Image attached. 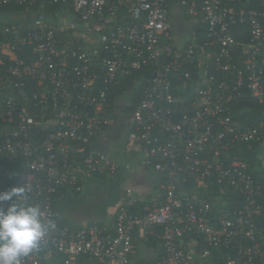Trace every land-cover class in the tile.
Masks as SVG:
<instances>
[{"label": "built area", "instance_id": "obj_1", "mask_svg": "<svg viewBox=\"0 0 264 264\" xmlns=\"http://www.w3.org/2000/svg\"><path fill=\"white\" fill-rule=\"evenodd\" d=\"M173 1L194 20L181 39ZM237 1L0 0L22 8L0 13V191L25 186L51 225L22 264H41L44 252L65 264H133L137 230L160 241V264H214L213 250L226 251L223 264H264V178L236 152L263 129L228 112L247 94L264 111V0ZM244 23L247 43L232 34ZM145 69L133 110L125 97L111 105L114 86ZM110 128L114 148L94 149ZM135 163L155 173L156 191L148 200L126 191L109 222L75 227L56 207L61 190L79 193Z\"/></svg>", "mask_w": 264, "mask_h": 264}, {"label": "crops", "instance_id": "obj_2", "mask_svg": "<svg viewBox=\"0 0 264 264\" xmlns=\"http://www.w3.org/2000/svg\"><path fill=\"white\" fill-rule=\"evenodd\" d=\"M170 21L178 39L183 38L190 31L192 25L194 26V20L184 16L181 7L175 1L171 4ZM114 137L116 136L114 135ZM114 137L110 128L94 138L92 147L99 150L113 149L112 141L114 142ZM155 176L154 172L135 163L131 171H121L119 175L114 177L105 176V180L98 178L88 180L78 194L66 190V194L56 198L55 204L67 222L75 227L95 222L106 223L113 218L115 208L126 191L130 190L134 195L140 196L143 200H148L157 188ZM102 186V195L117 193L118 197L111 203H101V200L95 197L97 195L94 196L96 192L93 193V188ZM146 234L142 230L134 232L132 262L139 258H153L161 254V251L157 248L159 242L158 244L147 242L148 237ZM43 254L41 264H55L56 259L53 255L47 252ZM160 262L161 260L157 264H160Z\"/></svg>", "mask_w": 264, "mask_h": 264}, {"label": "trees", "instance_id": "obj_3", "mask_svg": "<svg viewBox=\"0 0 264 264\" xmlns=\"http://www.w3.org/2000/svg\"><path fill=\"white\" fill-rule=\"evenodd\" d=\"M238 5H244V6H253L255 5L254 0H238L235 6ZM35 6L33 7L34 10ZM57 7L53 6L49 8V11L52 13L54 10H56ZM22 10L21 7L17 5H9V6H1L0 5V13H20ZM33 15L32 13L30 14ZM0 24H2L0 22ZM196 33L199 40H205L206 38V25L201 22H197L196 24ZM233 37L236 41H239L241 43H247L249 42V38L247 35V24H236L232 31ZM149 69L141 70L137 73H134L130 75L126 80L120 82L119 84L115 85L113 88V92L109 95V99L111 100V105H113L115 102L117 103L120 101V97H125L127 100V104L125 105V109L127 112L133 110L135 105L138 103L142 89L145 85V79L149 76ZM135 78V79H134ZM138 80L139 83H137L134 80ZM135 82V85L133 83ZM229 114L239 120L240 122H255L258 125H260L263 129V139L259 143L252 144V147L248 149L245 145L241 146L239 150H237V155L245 160L249 164V171L252 174L254 178H264V111L261 104L257 102V100L248 94L242 97L235 98L231 104L229 105ZM12 167H15V164H12ZM14 173H15V168ZM12 169V170H13ZM21 170L20 168L18 169ZM98 179H106L105 176H96ZM13 184L12 181L9 182L8 188L11 187ZM207 191V195L210 197H213V192L217 191L216 184H213L210 186V188ZM66 190H61L59 193L55 195V197H59L63 194H66ZM78 194V193H75ZM235 197V196H234ZM229 208L233 207V204H227ZM128 210L133 212L136 210L135 207H128ZM260 226L264 228V218H261ZM158 230V228L156 229ZM148 237L147 242H151L153 244H158L157 248L159 251H161L160 255H157L153 258H139L138 260H135L132 262L133 264H157L160 260H162L163 257V249L160 244V241L154 236L149 233L146 234ZM200 244L197 246V248L200 247L201 244H205L202 241L199 242ZM56 259L55 264H65V256L61 253L53 255ZM226 257V251L224 250H213V262L214 264H223ZM89 262L87 258H81L77 264H86Z\"/></svg>", "mask_w": 264, "mask_h": 264}, {"label": "clouds", "instance_id": "obj_4", "mask_svg": "<svg viewBox=\"0 0 264 264\" xmlns=\"http://www.w3.org/2000/svg\"><path fill=\"white\" fill-rule=\"evenodd\" d=\"M28 189L13 185L0 191V264H22V257L38 249L47 233L38 205L27 203Z\"/></svg>", "mask_w": 264, "mask_h": 264}, {"label": "rangeland", "instance_id": "obj_5", "mask_svg": "<svg viewBox=\"0 0 264 264\" xmlns=\"http://www.w3.org/2000/svg\"><path fill=\"white\" fill-rule=\"evenodd\" d=\"M101 188H103V186L102 187H98V188H93V193L96 192V194H94V196L97 195L95 197L97 199L101 200V203H104V202L107 203V204L111 203V201H113L114 199H116L118 197L117 193L116 194L110 193V194H107L106 196L102 195Z\"/></svg>", "mask_w": 264, "mask_h": 264}]
</instances>
